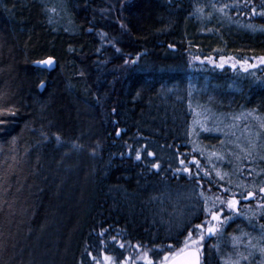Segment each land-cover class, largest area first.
<instances>
[{
	"label": "trees",
	"instance_id": "1",
	"mask_svg": "<svg viewBox=\"0 0 264 264\" xmlns=\"http://www.w3.org/2000/svg\"><path fill=\"white\" fill-rule=\"evenodd\" d=\"M66 1L76 34L54 32L35 0H0V110L15 113L0 116V264L37 263L49 231L61 252L71 241L64 264H159L208 222L226 185L215 152L235 134L215 124L189 132L198 102L215 109L211 121L219 110L226 122L264 112V78L233 84L229 68L192 60L264 57V0ZM47 56L53 71L33 66ZM79 141L95 144L92 164L80 159L91 182L86 167L67 202L60 165ZM214 243H203V264L234 250Z\"/></svg>",
	"mask_w": 264,
	"mask_h": 264
},
{
	"label": "bare ground",
	"instance_id": "2",
	"mask_svg": "<svg viewBox=\"0 0 264 264\" xmlns=\"http://www.w3.org/2000/svg\"><path fill=\"white\" fill-rule=\"evenodd\" d=\"M37 3L43 8V6L39 2ZM223 27L226 28L227 26H223ZM240 28H242L243 30L251 31L247 27H240ZM227 29H229V27H227ZM58 32L66 33L64 31H58ZM48 58L54 59L51 56H47L41 60L34 61L33 66L37 68L35 66V63H37L38 61L48 59ZM221 58H226V57H221ZM206 59H214V58H204V59H198V60H206ZM134 60L137 61L138 56L135 57ZM194 60H192V63H195ZM54 61H55V67H56V60L54 59ZM197 65H207V64L197 63ZM239 65L241 67L243 65L247 66L248 68L247 71L240 70L241 72H239L238 71ZM239 65L235 67L228 66V67L220 68V69L229 68L231 70L230 72L233 77V81H232L233 84L236 83L238 79L240 80L244 79L243 77H246L245 75L248 72L256 73L255 76L251 77V79H260L259 74L264 71L263 69L264 64L260 62V58L254 59L250 61V63L239 64ZM251 65H255V67H251ZM207 66L210 67L209 65ZM210 68L217 69L215 67H210ZM37 69H40V68H37ZM40 70H43V69H40ZM43 71H46V70H43ZM46 72H51V71H46ZM197 105L200 107H197L196 109H194L193 118L190 123L192 124V126L191 128H189L190 130L188 129L189 132L195 131V129L199 128V126L201 125L205 127H209L213 124L210 119V116L214 114L212 113L213 110L210 111V110L205 109L204 107L205 103H203V100H201V102H198ZM201 109H203L202 112L200 111ZM251 117H252V121L256 120V122H258L259 119L264 118V112L258 107V111L255 113V115ZM201 121L203 122V124H201ZM207 146L208 145H206L205 143L202 145L200 144L194 145L193 148L196 150L204 151L207 148ZM222 152L225 153L226 158L228 159H236L235 154H239L240 156L237 160L234 161L236 165L234 168L235 172L233 174H229V177L226 179L227 181L225 180L228 183L220 187L221 191L218 192L217 203L216 205H214V208H211L213 211L218 210V209L222 210L221 212L224 213L228 219V221L222 227V235L221 236L219 235L217 239L213 237V239H215L214 245L216 247L234 249V250H229L228 252L226 251V256L221 259L222 264H233V262L235 261H239V264H247V262L251 264H264V256L261 255V251L256 252L252 250L253 245H257V250L259 248L264 249V195H263L264 192L260 191L261 188H264V183H263L264 160H260L253 155H248L247 152L236 141V136L234 139L230 140L228 143L221 145V148H217L215 153L217 157L219 158L218 159L219 162H220L219 155ZM242 153H244L245 155H242ZM219 167H220L219 165L216 167H213L215 173L219 171L218 170ZM234 169H231V170L234 171ZM251 189L256 190L257 192L250 191L253 195L248 196L249 190ZM245 190H248V191L246 192ZM231 197H235L243 201L242 202L243 209L241 210L240 215L230 214V212H227V210H225L226 204L222 205L220 203L221 200L227 201ZM207 216H209V214ZM258 218H259V221L251 220V219H258ZM248 233L252 237L257 238L256 243L254 242L252 244L249 243L251 239H249L246 236ZM243 257H247V259H244ZM76 264H79V262Z\"/></svg>",
	"mask_w": 264,
	"mask_h": 264
},
{
	"label": "rangeland",
	"instance_id": "3",
	"mask_svg": "<svg viewBox=\"0 0 264 264\" xmlns=\"http://www.w3.org/2000/svg\"><path fill=\"white\" fill-rule=\"evenodd\" d=\"M35 1L39 2L43 6V9L46 15L47 24L54 31L56 32L64 31L68 34L78 33L79 29L76 23L74 22V19L69 10L68 3L66 0H35ZM194 62L204 63V64L206 63L210 67H215L217 69L222 68V67H219L221 63H223V67L232 66L233 64H235V66L239 65L238 62H236L235 60L231 58L194 60ZM238 67H239V70H238L239 72L245 70V67L247 68V66H244V65L242 67L239 65ZM259 77H264V71L259 74ZM212 123L217 125L218 128H221V130H224L226 127H229L230 129H232L233 130L232 134H235L236 141L239 143V145H241V147L247 152L248 155H253L260 160H264V118L259 119L258 122H256V120L252 121V118H246V119L243 118L237 121L228 120V122H226L225 118L222 116L221 110H219L217 112V118L216 119L214 118L212 120ZM201 124H203L202 121H201ZM205 131H207V129ZM74 144L77 145V147H73ZM56 145L65 146L63 142L60 144H57L56 142ZM94 149H95V144L92 141H87L86 146H83L82 142L79 141V142L73 143L72 145H69V147L66 150L67 152L64 153L63 161L60 165V170L63 176L62 197H64L67 200V202H69L70 200L76 199L74 198V194L77 192L78 187L81 184L80 178H81L83 170L86 171L88 169L85 180L88 181L87 183L91 182V175L89 172L91 171V165L89 167L87 163H84V160L82 161L80 159H82V157H86L88 158V162L92 164V160L95 157ZM242 155H245V154L242 153ZM239 156H240L239 154H235L236 159H228L226 158V155L224 152H222L219 155L220 157L219 166L220 167L218 168L219 171L217 172L216 176L219 178L220 182L227 184L225 180L229 177V174L234 173V171L228 170V169L235 168L236 165L234 161L237 160ZM86 167L88 168L86 169ZM263 183H264V180H263ZM90 195H91V192H89L88 194L86 192H83L82 196H79V197L77 194L76 195L77 204L75 205L76 206L84 205V203H87L88 201L87 199L90 197ZM229 199L237 200L238 204L235 210L229 209L227 205L225 207V210H227V212H230V214L240 215L241 210L243 209V203H242L243 201L235 197H231ZM251 220L259 221V218L251 219ZM227 221H228L227 216H225V214L222 212H221V223L212 221L211 216L209 214L208 226L214 225L215 227H217L218 231L215 234H209L206 231V228H207L206 227L204 231L205 239L201 242V244L203 245V243L209 240L210 238L215 237V239H217L219 235L221 236L222 227ZM53 233L55 234V232L49 231V233L47 234L46 240H44L46 244L44 247L40 248V250L38 251L36 255L37 263H33V264H52L49 262L53 261V259L56 260V258L58 260L61 259L60 264H64L66 262L65 261L66 257L64 255L62 256V252L68 251L67 244H70L71 241L66 243V245L64 246L65 249L61 252L60 248L58 247L59 243L56 244V240L52 237ZM246 236L249 239H251V241L249 242L250 244H252L253 242L256 243L257 241L256 237H252L249 233ZM261 249L263 248H259L257 250V245H253V248H252V250L256 252L261 251ZM67 257H69L68 254H67ZM247 264H251V263L247 262Z\"/></svg>",
	"mask_w": 264,
	"mask_h": 264
},
{
	"label": "snow or ice",
	"instance_id": "4",
	"mask_svg": "<svg viewBox=\"0 0 264 264\" xmlns=\"http://www.w3.org/2000/svg\"><path fill=\"white\" fill-rule=\"evenodd\" d=\"M247 2H248V0H245L246 4H247ZM226 7H228V5H224L221 8V11H223V8H226ZM252 12L254 15L257 14L255 8H252ZM259 15L264 16V11H261L259 13ZM122 27H123V25H122ZM117 51H119V49H117ZM136 62H137L136 60L131 61L132 64H135ZM260 62L262 64H264V57L260 58ZM37 63L45 64V65H52L53 61L51 58H49L48 60L38 61ZM125 63H128V61H126ZM232 66L235 67V64H233ZM219 67H223V63H221L219 65ZM251 67H255V65H251ZM245 71H247L246 67H245ZM5 114L14 115L15 113L12 112L11 110H0V116H3ZM2 122L3 121H0V123H2ZM117 135H120V133L117 132ZM56 142H57V144L62 143L61 137L59 135L56 136ZM73 147H77V145L74 144ZM147 155L151 156L153 154L151 152H149V153H147ZM135 158L137 160L141 159V155H140L139 151L136 152ZM181 163H183V161ZM152 167L159 170L160 165L153 163ZM183 171L188 172L189 170L187 168H184ZM260 191L264 192V188H261ZM252 195L253 194L251 192L248 193V196H252ZM201 196H203V192H201ZM220 203L222 205L226 204L227 207L231 210H235L236 206L238 204V201L235 199H229L227 201L221 200ZM221 211L222 210H220V209L213 211L212 209L205 208V212L210 214L211 220L216 221L218 223H221ZM205 224H208V222L206 221ZM205 224H196L194 226V229H190L188 231L187 236L185 237V240L183 242L184 243V249H187L189 247H191L193 249V251H191L189 253L190 259L188 260L187 264H200L199 253L201 252V248H202L201 242L205 239V236H204ZM195 230H199V231H195ZM194 231H195V235H194ZM206 231L209 234H215L218 231V229H217V227L212 225V226H208L206 228ZM101 235H103V233H101ZM113 239H115V238H113ZM120 247L123 248L124 245L120 244ZM168 247L170 249L172 246L169 245ZM184 249H181V251H183ZM89 255H90V253H89ZM171 255H172L171 252L168 255H165L161 260H159V264H167ZM261 255L264 256V249H261ZM243 258L247 259V257H243ZM104 259L108 262V264H117V262L111 256H105ZM144 259H145L146 264H154L153 260L148 258L147 255L144 256ZM233 264H239V261H235V262H233Z\"/></svg>",
	"mask_w": 264,
	"mask_h": 264
},
{
	"label": "water",
	"instance_id": "5",
	"mask_svg": "<svg viewBox=\"0 0 264 264\" xmlns=\"http://www.w3.org/2000/svg\"><path fill=\"white\" fill-rule=\"evenodd\" d=\"M48 59H45V60H48ZM52 61H53L52 65H45V64L35 63V66L37 68H40V69H43V70H46V71H52L55 68V61H54V59H52ZM43 87H44V85L41 86L40 90ZM191 251H193V249H187V250H184V251L180 252L179 254H177L176 256H174L171 260H169L167 262V264H187L188 260L190 259L189 253ZM199 260H200V264H202L203 256H202L201 253H199Z\"/></svg>",
	"mask_w": 264,
	"mask_h": 264
},
{
	"label": "flooded vegetation",
	"instance_id": "6",
	"mask_svg": "<svg viewBox=\"0 0 264 264\" xmlns=\"http://www.w3.org/2000/svg\"><path fill=\"white\" fill-rule=\"evenodd\" d=\"M264 195V194H263ZM211 239V238H210Z\"/></svg>",
	"mask_w": 264,
	"mask_h": 264
}]
</instances>
